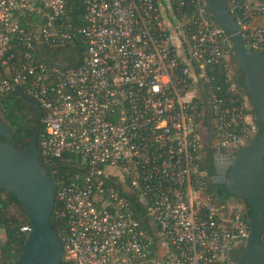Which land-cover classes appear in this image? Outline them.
Returning <instances> with one entry per match:
<instances>
[{
  "label": "built area",
  "instance_id": "built-area-1",
  "mask_svg": "<svg viewBox=\"0 0 264 264\" xmlns=\"http://www.w3.org/2000/svg\"><path fill=\"white\" fill-rule=\"evenodd\" d=\"M84 3V60L57 67L32 53L71 42L65 0H0V96L21 87L41 105L43 165L65 153L88 164L81 182L56 187V213L67 218L62 264H237L231 250L246 245L249 222L212 203L201 166L204 88L215 152L235 154L249 140L251 116L231 95L230 35L208 0ZM227 8L247 47L264 54V0H227ZM16 46L23 58L12 53ZM222 65L226 89L209 75ZM110 177L146 199L160 239L104 186ZM31 229L28 222L20 232Z\"/></svg>",
  "mask_w": 264,
  "mask_h": 264
},
{
  "label": "water",
  "instance_id": "water-1",
  "mask_svg": "<svg viewBox=\"0 0 264 264\" xmlns=\"http://www.w3.org/2000/svg\"><path fill=\"white\" fill-rule=\"evenodd\" d=\"M208 9L217 24L230 35L234 57L243 74L248 99L264 124V54L248 48L236 20L227 8V0H208ZM34 56L43 59L39 52ZM21 94L42 109L39 102ZM40 127L27 145L15 147L4 140L13 135L11 126L0 116V188L14 193L24 209L32 229L12 264H62V240L52 225L57 182L42 164L39 152ZM213 180L223 183L234 196L251 209L250 233L237 264H264V133L235 154L214 153Z\"/></svg>",
  "mask_w": 264,
  "mask_h": 264
},
{
  "label": "trees",
  "instance_id": "trees-1",
  "mask_svg": "<svg viewBox=\"0 0 264 264\" xmlns=\"http://www.w3.org/2000/svg\"><path fill=\"white\" fill-rule=\"evenodd\" d=\"M65 5L66 13L63 20L66 25H69L68 33L70 35L71 42L68 44L64 43L56 45L42 43L38 46L37 50L43 57L44 61L49 65L52 64L57 67H77L84 60V51L88 42L86 37L81 32L82 28L87 23L85 19V3L84 0H65ZM230 40L231 44L229 53L232 64L231 73L233 82L236 84V91H232L231 95L238 98L240 103L245 102L246 113L254 117L253 125L255 126L256 131L252 137V142L262 136L264 133V124L259 119L253 106H248V99H246L247 93L243 82V74L234 57V45L231 37ZM13 42H17V40L14 39ZM11 51L15 54L17 59L23 58L24 56V49L20 46H16ZM8 61L11 63L12 58ZM227 73L228 71L223 65L220 67L215 66L214 70L209 72L210 76L214 75V78H212V84L214 86L222 84V86L226 89V87L230 84V82L226 80ZM200 96V103L206 106L205 115L202 119V130L205 134V143H208L207 146H204L202 143L203 159L201 161V166L208 171L210 176L206 184L205 192L212 203L221 208V210L229 209L228 204L231 200L237 199L238 201H241L243 205L240 202H237L238 205L236 204L235 208H231L230 211L233 215H238L240 218L249 222L251 213L249 205L242 199L232 195L223 183L215 182L213 180V175L215 174L214 153L216 148L213 147L212 144L213 139L216 137V131L212 121V110L209 106H207V100L209 97L208 90L204 88L201 91ZM31 111H36L38 113V118L34 125L28 124L27 122V114ZM43 115L44 111L37 110V106L29 102L27 98L21 94L18 88L9 93L6 97L0 96V116L11 126L14 133L13 137L2 138L13 144L15 147L19 148L21 142L24 140L26 143H30L38 127H40V132L42 131ZM247 126L248 128L252 126L250 121L247 123ZM18 134L22 135L23 138H20ZM44 165L55 177L57 186L69 184L73 181L81 182L88 174V164L86 160L80 154L76 153H65L60 157L54 158L52 162L47 164L45 163ZM116 180L117 178L114 177L105 178L104 186L108 190L117 192L119 197L128 200L135 216L141 219L142 228L156 241L160 239L158 234V225L147 214L146 199L138 193V191L130 188L126 182L118 180L116 182ZM239 205H241V207ZM57 209L58 203L55 204L52 214V225L53 228L60 233L67 224V218L65 216L57 215ZM25 223H28V219L18 197L14 193L0 188V234L3 231L6 233L4 242L1 240L0 235V246L3 253L4 264H12L22 249L26 236L20 232V227ZM262 240L264 242V231ZM243 248V246H237L231 250V256L236 263Z\"/></svg>",
  "mask_w": 264,
  "mask_h": 264
},
{
  "label": "rangeland",
  "instance_id": "rangeland-1",
  "mask_svg": "<svg viewBox=\"0 0 264 264\" xmlns=\"http://www.w3.org/2000/svg\"><path fill=\"white\" fill-rule=\"evenodd\" d=\"M247 103H248V106L250 107L251 106V103H250L249 99H248ZM250 119H251L250 120V123H251L252 126H250L248 128L249 129V140H248L247 144H249L251 142L252 137L254 136L255 131H256L255 126L253 125V119H254V117L251 115V118ZM207 145H208V143H204V146H207ZM237 202L238 203L240 202L243 205V203L241 201H238L237 199L231 200L230 203L228 204L229 210L231 208H235ZM239 206L241 207V205H239ZM0 235H1V240L4 242L5 237H6V233L3 231Z\"/></svg>",
  "mask_w": 264,
  "mask_h": 264
},
{
  "label": "flooded vegetation",
  "instance_id": "flooded-vegetation-1",
  "mask_svg": "<svg viewBox=\"0 0 264 264\" xmlns=\"http://www.w3.org/2000/svg\"><path fill=\"white\" fill-rule=\"evenodd\" d=\"M37 110H41V111H43V109H39L38 107H37ZM37 118H38V113H37L36 111H31V112H29V113L27 114V122H28V124H32V125H34V124L36 123ZM38 126H39V125H38ZM202 131H203V130H202ZM18 135H19V134H18ZM13 136H14V133H13L12 136H8V137H6V138H10V137H13ZM19 137H20V138H23L22 135H19ZM202 137H204V138H203V141H204V142H202V143L204 144V143H205V134H204V132H203ZM27 144H28V143H26V141L24 140L23 142H21L19 148H20V147H23V146H25V145H27Z\"/></svg>",
  "mask_w": 264,
  "mask_h": 264
}]
</instances>
